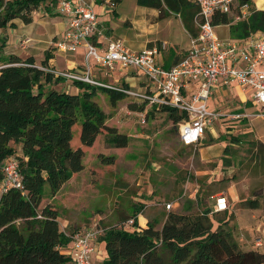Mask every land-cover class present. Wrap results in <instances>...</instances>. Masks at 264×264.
<instances>
[{
  "label": "trees",
  "instance_id": "obj_1",
  "mask_svg": "<svg viewBox=\"0 0 264 264\" xmlns=\"http://www.w3.org/2000/svg\"><path fill=\"white\" fill-rule=\"evenodd\" d=\"M122 1L111 0L115 6ZM59 2L0 0V30L17 28L16 20L32 23L33 13L41 7L49 15L57 16ZM137 3L166 15H179L188 32L192 36L197 34L195 17L199 8L192 0H137ZM238 3L252 6L246 18L234 22L229 14L216 13L213 23L229 24L233 38L264 31V9H257L253 0ZM5 46L6 40H1L0 182L3 161L17 155V145L21 144L19 162L24 188H12L0 195V264H73L71 255L65 252L73 235L62 229L59 209L53 204L41 206L46 187L55 194L74 174L84 170L86 150L104 131L116 147L128 146V135L107 124V114L94 100L98 91L107 93L113 105L128 95L79 80L73 81L80 93L59 90L54 85L67 78L41 68L52 69L48 66L53 57L50 51L39 66L34 56L6 54ZM160 109L176 124L186 116L177 108ZM78 124L79 137L74 133ZM100 157L106 164L115 161L114 156ZM248 206L258 208L259 202L249 200ZM194 209L191 205L187 212L168 211L161 228L155 222L140 228L137 216L141 209L133 215L139 230L119 225L106 228L100 237V245L105 249L101 264H264V249H244L228 226L229 221H220L213 229L211 209Z\"/></svg>",
  "mask_w": 264,
  "mask_h": 264
},
{
  "label": "rangeland",
  "instance_id": "obj_2",
  "mask_svg": "<svg viewBox=\"0 0 264 264\" xmlns=\"http://www.w3.org/2000/svg\"><path fill=\"white\" fill-rule=\"evenodd\" d=\"M253 2L257 9H264V0H253ZM238 5V0H236L233 8V14L235 15L239 12ZM100 6L97 4V11ZM146 8L138 5L137 0H123L117 7L118 14H114L112 7H108V14H105L103 18L109 17L111 25L120 33L125 34L127 32V35H135L136 42H138H134L135 45L143 44L147 48L158 47L161 49V53L164 52V55H167L169 48L178 50V45L174 39L177 26L173 25L171 28L174 32L172 31L171 35L167 34L168 24L166 21L174 13L166 15L156 10L157 15V13H152ZM233 14L230 16L233 17ZM33 16L36 18L35 24L37 25L43 23L50 25L56 20L54 19L56 16L49 15L43 7L35 11ZM16 22L18 25L22 23L20 20H16ZM30 27V25L28 27L22 25L21 30L24 28L30 29ZM217 32L221 38L231 36L228 27L225 25L217 27ZM16 34H20L18 29L0 32V43L1 40H6L4 51L8 54L12 52L27 57L26 54L34 50L33 45L35 43L32 44V40L29 43H23V40L33 35L27 32L24 35L26 37L20 38ZM114 39L120 38L116 36ZM51 42L48 49H54ZM164 45L165 48H163ZM45 46L46 44L42 43L41 47ZM131 47L135 48L132 45ZM36 50L43 53L44 57L48 51L42 48ZM1 65L2 62H0ZM96 67L100 69L98 65ZM102 71L112 73L106 68L100 70V72ZM115 75L122 78L126 74L117 70ZM92 78L94 79V77ZM120 82L114 83L113 77L110 80L107 78V80L102 81L104 84L113 86H120ZM122 85L126 87V84L122 83ZM94 100L100 104L107 114V123L117 126L120 132L128 134L130 142L127 147H116L108 140L109 136L104 131L97 137L93 147L86 150L84 156L85 171L76 175L75 179L65 189H62L60 194L63 195L64 199L61 197L63 199L61 202L56 199L61 203L60 206H56L62 219L68 218L70 220L71 229L66 228L70 234L74 235L81 232L95 222L104 228L123 224L133 212L137 209H143L144 204L148 206L144 213L157 211L155 213L157 216L148 219V223L155 222L157 227H160L167 212L175 210L174 205L168 209L166 204L172 203L174 197L178 198L177 201L185 202L189 198L184 195L185 189L188 188L189 192L196 183H199L201 189L198 198L201 205L196 207L195 210L202 211L208 205L207 201H212L210 192L213 190L218 194L223 193L229 200L228 210L214 214L210 213L213 218V229L217 228L220 221H229L228 226L233 228L236 238L244 249H264V191L260 188L264 186V176L260 172H263L264 168L260 169L261 162L255 165L256 160L264 156V145L258 139L260 132L256 130L259 129V126L254 125L255 121H251L249 125L243 123V126L239 127H235L236 124L231 123L235 119L222 122L219 120L214 124L213 128L217 138H209L206 143L209 144L211 141L212 143H218L213 147L214 153H218L223 142H228L229 147L226 152L233 156L234 164L232 159L230 165L224 161L223 164L226 168L222 169L223 167H219L220 161L215 157L216 160L212 164L214 167L219 168V177H217V181L210 183L206 180L201 181L199 176L195 175L192 157L197 155L198 149H185V145L179 136L178 124L170 118L167 112L146 102L138 101L131 95L113 105L107 93L98 91ZM132 105H135V108ZM247 110L252 109L247 108ZM236 112L238 111L234 109L229 111L230 114ZM257 113L258 111H253L250 114ZM143 117H145V122L142 121ZM258 121L260 122L262 119H258ZM250 126H253L255 131L245 132L246 128ZM80 129V124L74 129V133L78 137ZM75 142L77 141L75 140ZM229 142L235 143L236 146L231 147ZM101 155L114 156V163H104L100 157ZM14 156L19 158L18 155ZM257 178H261V181ZM230 180L243 192L239 202H235L226 191L219 192L228 183L230 184ZM243 186H247L251 192L249 194L244 193ZM70 188L75 193L67 197L65 193ZM46 189V193L50 196L49 187H46ZM249 200H258L259 207H249ZM141 205L143 207L140 208ZM236 215L238 218H236ZM60 224L63 229L62 221H60ZM240 226H242L243 231L239 230ZM258 238H261L263 243L260 247L255 246ZM69 250L66 249L70 252ZM99 252L105 253L104 246H99ZM93 259L95 264H101L102 262V260L97 261L95 256Z\"/></svg>",
  "mask_w": 264,
  "mask_h": 264
},
{
  "label": "built area",
  "instance_id": "obj_3",
  "mask_svg": "<svg viewBox=\"0 0 264 264\" xmlns=\"http://www.w3.org/2000/svg\"><path fill=\"white\" fill-rule=\"evenodd\" d=\"M94 1L60 0L57 11L68 16L69 23L64 33L51 42V46L65 54H74L81 47H85L86 72L53 70L56 75L124 92L159 109L177 108L180 113H186L178 123L180 139L186 146L197 147L205 139L208 129L225 116L222 111L212 109L209 105L217 87H242L248 91L252 103L260 108L253 115L264 118V31H257L241 39H222L217 34V25L213 23L216 13L232 15L236 0H192L199 8L195 17L197 34L191 37L190 46L182 58L168 68L158 62L161 53L158 47H146L136 51L128 48L122 39H111L101 53L94 38L103 37L105 28L101 26ZM110 3L112 7L115 6ZM238 6V14H233L234 22L246 18L252 10L250 4ZM31 40L27 37L23 43ZM94 64L110 71L118 69L140 72L147 79V83L142 90L136 91L124 86L104 84L91 77ZM41 68L52 70L42 66ZM192 84H197L195 91L190 89ZM250 115L252 114H232L235 120ZM142 121L145 122V117ZM1 169L3 179L0 182V195L12 188H24L18 157L13 155L6 158ZM212 198L215 200L212 213L229 209L226 195L219 194ZM172 206L173 202L166 204L168 209ZM119 226L128 230H139L134 225V218ZM105 230L106 228L95 222L72 236L71 244L65 248V252L71 255L73 264H95L93 258ZM262 245L261 238H258L255 246ZM66 249H70V252Z\"/></svg>",
  "mask_w": 264,
  "mask_h": 264
},
{
  "label": "crops",
  "instance_id": "obj_4",
  "mask_svg": "<svg viewBox=\"0 0 264 264\" xmlns=\"http://www.w3.org/2000/svg\"><path fill=\"white\" fill-rule=\"evenodd\" d=\"M111 0H102V1H94L95 4V10L99 16L100 22H101V26L103 28H105V34L103 37H95L94 38V42L96 43L98 50L103 53L104 50L107 47L108 41H110L111 39H114L116 36L119 37L120 39H122L125 43V45L132 49V50H141L146 48V46H144L143 44H137L135 45L137 39H135V35H127V32H125V34L120 33L119 31L115 30L114 26L111 25L110 23V18H103L105 16V14H108V7H112L111 6ZM97 4L101 5L97 11ZM121 4V3H120ZM118 4L115 7H112V11L114 14H118V10L117 7L120 5ZM145 7V6H144ZM146 8V7H145ZM149 9L152 13H157L155 8H146ZM138 12V9H137ZM160 12V11H159ZM137 14V13H136ZM135 14V15H136ZM60 15V16H59ZM56 17H54V23L50 24V25H46L45 23H43L42 25H37L35 24L36 22V18L34 17V21L30 24H25V23H21L20 25L17 26V28L12 29V28H8L5 29L7 30H19L20 34H16V36H20V38H24L26 36H24L27 32L31 33L33 36H29L33 43H35V45H33L35 48L34 50H32V52H29L28 54H26L27 56H34L35 60H36V64L40 65L42 63V61L45 59L43 53H39L37 52L36 49L38 48H42L43 50H48L50 51V53L52 54V58L49 59L48 62V66L50 68H52V70L54 71H64V70H71V71H75V72H79V73H84L86 72V62H85V54H86V49L85 47H81L77 52H75L74 54H64L61 53L59 51H57L56 49H48L50 46V42L53 41L54 39H56L57 37H60L64 31L68 28V23H69V17L65 16L62 14H59ZM134 15V16H135ZM58 18H60V20H58ZM129 18V17H128ZM127 19V18H126ZM169 20H167V34L171 35L172 34V26L176 25L177 26V30H175L174 34V39H175V43L178 45V50H172V48H169V50L167 51V55H164V52L159 54L158 56V62L163 65L164 67L168 68L173 66L174 64H176L181 58L182 56L186 53V51L188 50L189 46H190V41H191V37L192 35L188 32V30L185 28L183 21L181 19V17L179 15H173L170 16L168 18ZM125 22V21H124ZM170 22V23H169ZM175 23V24H174ZM22 25L25 27H28L29 25L31 26L30 29L24 28L21 30ZM221 25H225L228 27V31L231 34V30H230V25L229 24H221ZM220 25H217V27H219ZM217 27H216V31H217ZM5 30H0V32L5 31ZM119 34V35H116ZM218 34V32H217ZM57 36V37H56ZM123 38H122V37ZM218 36L220 37V35L218 34ZM35 37V38H34ZM221 38V37H220ZM227 38H232V35L230 37H226V38H222V39H227ZM135 42V43H134ZM7 43V42H6ZM42 43L46 44L45 47H41ZM129 43V44H128ZM135 46V48L131 47ZM6 54H8L5 51ZM9 54H14V53H9ZM17 54V53H16ZM18 55V54H17ZM22 55V54H21ZM103 68H97L96 65L94 64V66H92L91 68V77H94L95 80L97 81H105L107 80V78L110 80L111 77L114 78V83L115 82H120V86H124L122 85V83L128 85L126 87L132 89L133 90H142L145 86V84L147 83V79L145 78V76L137 71L134 70H129V71H120L118 69L111 71L112 73H107L105 71L100 72V70ZM120 71V73H125L126 75L124 77H118L117 75H115L116 71ZM55 88L62 90V91H67V92H73V93H80L81 89L78 88L75 84L73 80L70 79H66L64 82H61L59 84L54 85ZM197 88V84H192L190 86L191 90H194ZM195 91V90H194ZM209 105L212 109H217L222 111L225 116L221 118L220 122L222 121H227V120H231L233 119L232 114L229 113V111L231 109H234L235 111H238L236 113H251L253 111H258L259 112V107L254 105L252 103V101L249 99V93L248 91L244 90L242 87L239 86H228V87H217L214 90V94L213 97L210 99L209 101ZM157 108V107H156ZM247 108H251L252 110H247ZM258 119H262V121H258ZM251 121H255L254 125L255 126H259V129L257 128L256 130H259V134H258V139L263 143L264 145V118L263 117H259V116H244L241 119H237V120H232L231 123H235L236 125H234L235 127H239V126H243L242 124L245 123V125H249L251 123ZM108 124V123H107ZM109 126H113L111 124H108ZM116 128H118L117 126H114ZM247 130H245V132H253L254 127L250 126L248 128H246ZM120 132V131H119ZM123 133V132H121ZM126 134V133H125ZM128 135V134H127ZM208 136V137H207ZM129 137V135H128ZM206 140L203 142H201L197 147H192V146H184L185 149L187 150H191L192 148H196L198 149V153L197 155L194 157H192V165H194V173L195 175L199 176L200 180H206L208 182H212V181H217V177H219V168L214 167V165L212 164L213 161L216 160L215 157L218 158V160L220 161V165L219 167H223L222 169L226 168L224 166V161H226V164L228 163L229 165L231 164V159H232V163L234 162L233 160V156H231L230 154H228L226 151L228 149V142H223L221 149L218 153H214V146L218 145V143H212V141L207 144L206 141L210 138V139H215L217 138V136L215 135V130L214 128H210L209 131L206 132ZM129 142H130V137H129ZM225 143V144H224ZM229 145L231 147L236 146L235 143H230ZM93 147V146H92ZM91 147V148H92ZM127 147V146H126ZM90 148V149H91ZM122 148V147H121ZM17 155L21 156L22 155V147L21 144L17 145ZM194 159V160H193ZM262 163V166L260 169L264 168V156H261L259 158V160H256L255 165H257L258 163ZM84 164H85V159H84ZM234 164V163H233ZM232 164V166H233ZM230 169V166L228 167ZM86 168H84V170H82L79 173H82L83 171H85ZM262 173V176H264V171H260ZM79 173L74 174L63 186L62 188L55 194H51L50 196L46 193L43 202H42V207L46 206L47 204H53V205H61V200H63V195L60 194L62 189H65L67 187L68 184H70L76 177V175H78ZM224 174V173H223ZM257 180L261 181V178ZM232 182V183H231ZM241 182V181H240ZM263 189L264 191V186L260 187ZM71 189V188H70ZM68 189L66 190L65 195L67 197H69L70 195H72L73 193H75V191L73 189ZM200 185L199 183H196L194 185V188L192 190H189L188 192V188L185 189L184 195H187L188 200H186L185 202L182 201H177L178 198L172 199L173 201V205L175 208V211H183V212H187V208L190 207L191 205H193L195 208L198 207V202H200L199 198H198V193L200 191ZM243 191L246 194H249L251 192L250 189H248L247 186H243ZM78 190V189H76ZM49 191V190H48ZM227 192L228 195H230L235 202H239L241 200V196H243V192L240 191L235 184L233 183L232 180H230V184L228 183L227 186H224L219 192ZM209 192V191H208ZM189 193V194H187ZM219 194H223V193H219ZM217 192H214V190L212 192H210V198L211 200H208V205H206V208H209L212 210V208L214 207L215 204V200L212 198V196H216L219 195ZM62 195V196H61ZM63 199H62V198ZM65 197V196H64ZM228 198V197H227ZM56 199H59L60 202H58ZM191 201L193 202V204L191 203ZM229 201V200H228ZM146 202V201H145ZM201 203V202H200ZM201 205V204H200ZM147 205L144 204V208L141 209V211L139 212L137 218H138V223H139V227L140 228H146L148 227V219H153L155 218L157 215L155 214L157 211L153 210L151 213H144V211L147 209ZM197 209V208H196ZM139 210V209H137ZM195 210V209H194ZM159 211V210H158ZM136 212V211H135ZM135 212H133V214H131V216L129 218H127L126 220L133 218V215L135 214ZM223 212V211H222ZM218 213V212H217ZM159 217V216H158ZM166 216L164 217V219L162 220V223L160 225L161 228L163 226V224L166 221ZM236 218H238V216L236 215ZM125 220V221H126ZM59 221H62V225H63V230L66 232V234L71 235L69 230L67 231V229H71V225H70V220L68 218H63L61 217V215L59 216ZM124 221V222H125ZM146 221V222H144ZM72 223V222H71ZM240 231L242 229V226H240ZM71 244V243H70ZM100 246V244H99ZM99 246H98V252L95 253V258L98 260H102L104 258V253H100L99 252ZM247 249H251V248H247Z\"/></svg>",
  "mask_w": 264,
  "mask_h": 264
}]
</instances>
